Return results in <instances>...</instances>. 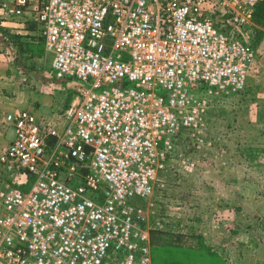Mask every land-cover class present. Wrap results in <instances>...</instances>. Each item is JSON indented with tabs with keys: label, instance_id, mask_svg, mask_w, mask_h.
Returning a JSON list of instances; mask_svg holds the SVG:
<instances>
[{
	"label": "built area",
	"instance_id": "1",
	"mask_svg": "<svg viewBox=\"0 0 264 264\" xmlns=\"http://www.w3.org/2000/svg\"><path fill=\"white\" fill-rule=\"evenodd\" d=\"M259 1L0 0L4 18L32 12L54 76L75 81L61 129L4 116L0 264H153L151 231L177 226L162 175L194 165L176 139L211 145L203 117L246 86L255 49L236 31Z\"/></svg>",
	"mask_w": 264,
	"mask_h": 264
},
{
	"label": "rangeland",
	"instance_id": "2",
	"mask_svg": "<svg viewBox=\"0 0 264 264\" xmlns=\"http://www.w3.org/2000/svg\"><path fill=\"white\" fill-rule=\"evenodd\" d=\"M15 18L0 16V50L6 43L12 46L7 48L13 55L14 73L7 85H11L13 101L33 110L40 120L59 122L58 126L63 121L66 96L74 93L75 81L53 75L50 53L39 34H31L34 36L31 47L25 48L23 43V58L21 62L16 60L18 40L14 38L23 31L5 21ZM22 19L21 16L16 21ZM240 29L243 34L255 36L252 45L255 58L248 70L246 86L233 97L215 96L220 97L213 100L203 117L206 136L212 143L207 147L210 152L207 165L202 160L198 167L207 169L192 171L188 168L194 165L185 168L178 160H171L166 195L159 205L175 221L181 218V229L201 232L206 243L229 264H264V25L254 23ZM7 137L4 129L0 145ZM191 143L189 147L187 141L180 145L189 156L191 151L197 154L200 150L190 148ZM212 156L221 159V166L209 163ZM33 178L30 175L25 188ZM130 201L144 204L145 198L133 195Z\"/></svg>",
	"mask_w": 264,
	"mask_h": 264
},
{
	"label": "trees",
	"instance_id": "3",
	"mask_svg": "<svg viewBox=\"0 0 264 264\" xmlns=\"http://www.w3.org/2000/svg\"><path fill=\"white\" fill-rule=\"evenodd\" d=\"M252 18H253V22L256 23V25L257 24L264 25V0L259 1L255 4L254 9H253ZM218 24L220 25V23ZM252 27L254 30V26ZM241 31L239 30L236 31L237 36L241 38V40H243L244 42L250 45H254L253 42L255 40V36L253 35V33L252 35L248 33L243 34ZM17 38H14V40L16 41L18 40V42H16L17 48H16L15 57L17 61L21 62V59L23 58L22 57L23 48L31 47V45H34V36L30 34L28 35V37H26L27 39H23L22 37L18 35ZM23 43H24V47H21ZM60 79H63L65 81L73 80L72 78H68V77H64ZM71 92H72V89H71ZM70 95H71V99H70ZM73 95L74 93L67 94L66 102L64 103L65 105L64 108L72 100ZM183 141H184V144L187 141V146L189 147L191 140L189 139L188 136H179L176 139L177 148L185 151V148L184 147L182 148L180 146V145H183L181 144ZM190 148L194 149L196 148V146L193 143H191ZM209 153L210 152L205 147H200V150L197 154H194L191 151L190 157H192L194 161V166L188 169H191L192 171H197V172H198V169L199 171L206 170L207 167L205 166L198 167V166H199V162L202 160L207 165ZM209 163H211V165L216 164L218 166H221L222 161L218 156H214L212 161ZM168 168H170V166ZM170 171H171L170 169H167V171H165L162 175L163 180L165 182L164 194L157 201L158 209L161 211H164V210L161 208V205H159V203H162L163 198L166 195V186H168V183H169V178H167V175H168V172ZM166 179H167V183H166ZM78 181L79 180H76L74 182H78ZM22 186L25 187V185H22ZM181 224H182L181 218H179L178 220H176V225H177L176 229H162V230L153 229L151 231L152 263L153 264H229L228 260L224 256L219 254L208 243H206L204 236L202 235L201 232L197 233V232L189 231L187 229L186 230L181 229ZM191 237L195 239L191 241L192 239Z\"/></svg>",
	"mask_w": 264,
	"mask_h": 264
},
{
	"label": "crops",
	"instance_id": "4",
	"mask_svg": "<svg viewBox=\"0 0 264 264\" xmlns=\"http://www.w3.org/2000/svg\"><path fill=\"white\" fill-rule=\"evenodd\" d=\"M20 17H16L15 19L17 20ZM34 17L35 16L32 14V12H30V10L29 11L27 10L22 15V18H23L22 21L6 20V19H5V21H11L10 24L13 25V28L17 27L19 31L20 30L23 31V32L18 33V34H20L19 35L20 37H28L27 35H29V34H39L41 37V40L43 42L44 39H43V35L41 33L40 24L38 23V21ZM6 18L9 19L12 17H6ZM253 24H254V22H253ZM7 45L8 44L6 43L4 49L1 47V50H0V136L2 138V136L4 134V129L6 130V135L8 136L4 143H6L9 140L11 133H12V131L10 130V127L8 125H5L6 124L4 122L5 114L9 111H14V110H17L20 108H26V107H21L19 104L14 103L13 91L10 89L11 85H7L8 79H10L14 73L12 70L13 55L11 52L8 51ZM8 46L12 47L11 45H8ZM23 71H24V69H22V72ZM9 83H10V81H9ZM240 92H242V91H240ZM235 93H237V92H235ZM235 93L229 94V95H231L230 97H233L232 95ZM73 97H74V95H73ZM219 97H215L214 99H219ZM62 117H63V112H62ZM47 121H49V120H47ZM50 122L54 123L55 125H57L59 123V122H57V124H56L53 120H51ZM64 124H65V119L63 117V121L61 122L60 125H58V128L61 129L64 126ZM217 138H220V137L218 136ZM4 143H2V144H4ZM223 164H225V163L223 162ZM74 181H76V180H74Z\"/></svg>",
	"mask_w": 264,
	"mask_h": 264
}]
</instances>
